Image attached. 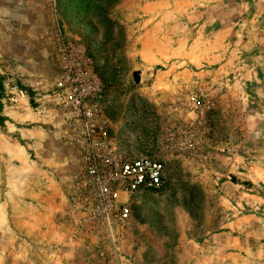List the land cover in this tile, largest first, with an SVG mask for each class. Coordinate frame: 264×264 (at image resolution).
I'll return each instance as SVG.
<instances>
[{
	"label": "rangeland",
	"instance_id": "1",
	"mask_svg": "<svg viewBox=\"0 0 264 264\" xmlns=\"http://www.w3.org/2000/svg\"><path fill=\"white\" fill-rule=\"evenodd\" d=\"M59 37L94 56L118 149L165 165L125 222L76 188ZM0 264H264V0H0Z\"/></svg>",
	"mask_w": 264,
	"mask_h": 264
},
{
	"label": "built area",
	"instance_id": "2",
	"mask_svg": "<svg viewBox=\"0 0 264 264\" xmlns=\"http://www.w3.org/2000/svg\"><path fill=\"white\" fill-rule=\"evenodd\" d=\"M53 70L54 81L48 96L69 119L80 169L75 178L76 188L87 200L92 217L125 222L130 215L132 195L163 187L165 165L155 157H130L116 146L110 118L99 104L104 85L87 45L59 37L53 52ZM28 99L26 90L18 85L5 88L4 100L10 105ZM188 103L201 113L210 108L197 95L189 96ZM183 145L196 154L192 140L185 139Z\"/></svg>",
	"mask_w": 264,
	"mask_h": 264
},
{
	"label": "water",
	"instance_id": "3",
	"mask_svg": "<svg viewBox=\"0 0 264 264\" xmlns=\"http://www.w3.org/2000/svg\"><path fill=\"white\" fill-rule=\"evenodd\" d=\"M133 79H134L135 82H137V83L139 82V80H140L139 72H135L133 74Z\"/></svg>",
	"mask_w": 264,
	"mask_h": 264
}]
</instances>
